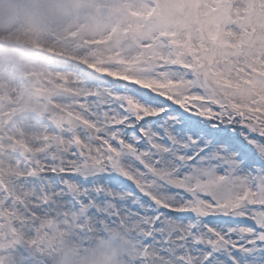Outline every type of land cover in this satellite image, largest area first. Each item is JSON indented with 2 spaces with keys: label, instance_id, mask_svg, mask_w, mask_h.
Listing matches in <instances>:
<instances>
[{
  "label": "snow or ice",
  "instance_id": "obj_1",
  "mask_svg": "<svg viewBox=\"0 0 264 264\" xmlns=\"http://www.w3.org/2000/svg\"><path fill=\"white\" fill-rule=\"evenodd\" d=\"M65 24L111 59L0 84V264H264V0H0Z\"/></svg>",
  "mask_w": 264,
  "mask_h": 264
},
{
  "label": "rangeland",
  "instance_id": "obj_2",
  "mask_svg": "<svg viewBox=\"0 0 264 264\" xmlns=\"http://www.w3.org/2000/svg\"><path fill=\"white\" fill-rule=\"evenodd\" d=\"M5 14H7L6 9ZM63 30L65 36L59 41V45L48 44L42 51L31 49L23 44L17 46V41L13 38L17 31L16 29L11 33H0V41L4 42V44H0V48H7L8 46L13 47L19 60L18 63H10L7 60H0V84H7L9 90H11V86L20 78L22 73L32 70L55 69L62 62L59 58V53L65 48L74 54L103 55L105 59H111V57L106 55L105 51L110 45L89 44L84 42V35H78L77 30L73 28L71 24H65ZM80 43H85L87 48L81 49L79 47ZM51 47L57 48V54L54 55L49 52L48 49Z\"/></svg>",
  "mask_w": 264,
  "mask_h": 264
},
{
  "label": "bare ground",
  "instance_id": "obj_3",
  "mask_svg": "<svg viewBox=\"0 0 264 264\" xmlns=\"http://www.w3.org/2000/svg\"><path fill=\"white\" fill-rule=\"evenodd\" d=\"M3 44H4V42H3ZM79 47H80L81 49H85V48H87V45H86L85 43H80V44H79Z\"/></svg>",
  "mask_w": 264,
  "mask_h": 264
}]
</instances>
